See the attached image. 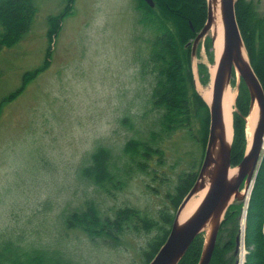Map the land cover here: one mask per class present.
<instances>
[{
	"label": "rangeland",
	"instance_id": "rangeland-1",
	"mask_svg": "<svg viewBox=\"0 0 264 264\" xmlns=\"http://www.w3.org/2000/svg\"><path fill=\"white\" fill-rule=\"evenodd\" d=\"M246 1L264 14V0ZM35 2L38 12L31 31L18 45L0 52V104L19 90L26 73L44 63L48 49L52 53L48 68L14 101L3 106L0 243L13 240L25 248L58 250L73 264H146L144 252L148 241L158 235L156 230L149 234L128 231L117 243L103 239L93 241L81 230L68 229L65 216L82 210L86 202L92 200L103 215L110 217L120 208L135 207L157 220L160 212L166 210L175 220L180 206L174 210L168 194H174L180 174L200 173L207 147L201 144L197 131L194 141L185 133L175 135L164 145L168 166L158 171V178L135 173L129 183L113 195L81 179L79 169L89 163V155L97 146L108 147L120 155L131 138L147 140L151 117L146 113L155 78L144 72L143 61L149 55L150 41L155 34L140 25L136 0H74L72 15L63 22L59 35L54 36L50 45L49 17L60 14L67 0ZM208 39L212 41L209 34L201 43L200 53L192 60L195 86L201 97L199 84L205 89L210 87V66L216 63L213 42L206 52ZM199 64L208 68L209 78L205 84L199 74ZM232 78L233 89L238 87L233 110V146L234 114L241 82L235 74ZM251 105L250 96V112L245 118L246 153ZM126 115L134 123L132 128L120 124ZM232 169L238 171L237 166ZM247 190L245 184L241 190L240 200L245 202L237 236L242 238L246 249L243 264L250 253L247 228L251 197L246 202ZM244 215L243 236L240 230ZM228 227L230 225L220 227L217 239L220 247L230 238L224 230ZM205 232L202 233L204 245ZM232 250L228 255L232 258L230 264H239L238 243Z\"/></svg>",
	"mask_w": 264,
	"mask_h": 264
},
{
	"label": "trees",
	"instance_id": "trees-1",
	"mask_svg": "<svg viewBox=\"0 0 264 264\" xmlns=\"http://www.w3.org/2000/svg\"><path fill=\"white\" fill-rule=\"evenodd\" d=\"M154 6L145 0H136L140 14L139 23L155 34L150 41L149 55L143 61V70L155 78L146 116L151 117L147 140L131 138L125 143L122 154L112 149L97 146L89 155V163L79 169V177L102 189L108 195L121 191L135 176L142 173L158 178V171L166 170V145L177 134H186L207 147L210 128L209 106L198 93L192 68V43L207 21V0H153ZM74 0H67V6L49 17L47 37L50 45L59 35L63 22L72 15ZM170 7V9L167 8ZM38 12L35 0H0V52L18 45L31 31ZM236 14L242 37L262 86L264 87V14H260L251 3L238 0ZM211 39L205 44L206 52L211 48ZM201 51V45L198 54ZM52 53L48 49L44 63L23 76L22 86L5 97L0 104V118L3 106L14 101L27 85L44 72ZM211 55V54H210ZM212 57V56H211ZM212 62L213 59L211 58ZM199 74L205 84L209 72L205 64H199ZM234 114V141L232 166H238L246 150L245 118L250 112V94L244 80L236 102ZM122 126L132 128L131 118L126 115L120 121ZM199 124V125H198ZM197 171L182 173L178 177L174 194H168L176 210L198 179ZM117 191V192H118ZM244 201L232 204L222 226L230 238L224 247L217 242L211 264H230L229 252L235 249L239 236V218ZM174 215L162 210L160 218H151L147 213L133 207L116 210L115 216L103 215L96 203L88 200L82 210L65 216L68 229H78L93 241L119 242L128 231L147 234L156 230L158 235L149 240L144 252L149 264L167 240L174 224ZM223 229V228H222ZM221 229V232L223 231ZM247 246L250 253L246 264H264V157L252 191L248 210ZM204 248V235L200 234L191 244L179 264H199ZM234 250H232L233 252ZM0 264H73L58 250L22 247L13 240L0 243Z\"/></svg>",
	"mask_w": 264,
	"mask_h": 264
},
{
	"label": "water",
	"instance_id": "water-1",
	"mask_svg": "<svg viewBox=\"0 0 264 264\" xmlns=\"http://www.w3.org/2000/svg\"><path fill=\"white\" fill-rule=\"evenodd\" d=\"M145 1L149 5L154 6L153 0ZM237 1L208 0L207 22L193 42L192 56L194 57L197 55L200 43L211 31L214 21L213 5L216 6L221 3L224 13V49L213 82L212 103H208L210 108V128L206 155L196 183L178 209L167 240L149 264H179L191 244L206 230L205 228L208 224H210L211 232L206 238L199 264H211L219 230L228 208L236 200L242 198L243 195H241L240 189L243 184H246L248 189L249 187L252 190L254 188L255 179L264 156V89L251 65V61L247 65L240 63L241 46L242 43L245 46V43L237 20ZM215 40L216 38L212 37L213 49ZM234 66L239 69L241 79L244 80L248 87L251 96V108L257 101L260 118L254 132L252 144L238 165L237 175L234 178H230V171L232 170V142L229 145L225 142L223 97L226 82L231 79ZM218 144V151L214 155L212 149L217 147ZM205 173H211L207 195L195 213L185 223L179 225L177 221L182 209L198 191L206 187V182L201 181ZM237 243L238 245L240 244V237L237 238Z\"/></svg>",
	"mask_w": 264,
	"mask_h": 264
},
{
	"label": "bare ground",
	"instance_id": "bare-ground-1",
	"mask_svg": "<svg viewBox=\"0 0 264 264\" xmlns=\"http://www.w3.org/2000/svg\"><path fill=\"white\" fill-rule=\"evenodd\" d=\"M213 12H214V21H213L211 31L209 32V35L216 38L215 47H214L216 63L210 66V74H211V79H212L210 87L208 88L210 90L205 89V87H202L199 84L200 91H201L200 93L202 97L204 98V100L208 102L209 104L212 103L213 82L215 79L217 66L222 56L223 49H224V38H223L224 36V32H223L224 31V13H223V8H222L221 3H218L216 6L213 5ZM240 63L245 64V65L250 63V59L248 57V54L246 52V49L243 43L241 46ZM234 70H235V76L237 80L241 82V74H240L239 69L236 66H234ZM232 79L233 78L231 77V79L227 80L226 89H225L224 97H223V122H224L225 131H226L225 142L228 145L231 143L232 137H233V110H234L236 97L238 94V91H237L238 87L237 89H233L232 87V84H231ZM259 118H260V110H259L257 101H255L254 106L252 107L250 116L247 118V133H248V140H249L248 148H250L252 144L253 135L259 123ZM218 148H219V144L217 147L212 149V152L214 155H216ZM237 172H238L237 169H232L230 171V178H234L237 175ZM201 181L206 182V187L198 191V193H196L191 198V200L185 205V207L182 209L178 217V221H177L179 225L185 223L195 213V211L198 209V207L200 206V204L206 197L209 186H210L211 173H205L204 176L201 178ZM251 193H252V188H249L246 191V194L248 195V198H247L248 200L250 199ZM247 199H246V202H247ZM245 222H246V219L244 215L243 222L241 224V230H240V234L243 236L245 234ZM205 229H206L205 231L208 237L211 232L210 224H208ZM240 249H241V253H240V260H239L240 263L239 264H243L244 259H245L246 249L244 247L242 238L240 242Z\"/></svg>",
	"mask_w": 264,
	"mask_h": 264
}]
</instances>
